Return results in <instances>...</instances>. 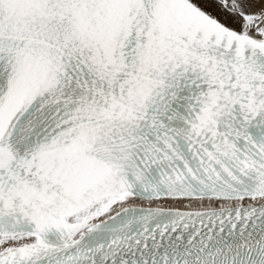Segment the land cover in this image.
<instances>
[{
  "label": "snow or ice",
  "instance_id": "1",
  "mask_svg": "<svg viewBox=\"0 0 264 264\" xmlns=\"http://www.w3.org/2000/svg\"><path fill=\"white\" fill-rule=\"evenodd\" d=\"M0 264H264V0H0Z\"/></svg>",
  "mask_w": 264,
  "mask_h": 264
}]
</instances>
